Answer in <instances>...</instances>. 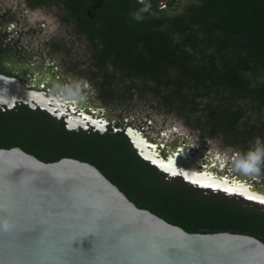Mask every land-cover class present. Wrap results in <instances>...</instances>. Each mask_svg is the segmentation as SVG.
<instances>
[{"label":"trees","instance_id":"obj_1","mask_svg":"<svg viewBox=\"0 0 264 264\" xmlns=\"http://www.w3.org/2000/svg\"><path fill=\"white\" fill-rule=\"evenodd\" d=\"M26 3L32 9L61 7L60 18L89 42L95 68L90 75L104 103L150 92L189 125L220 135L247 156L259 154V171L264 170V0H191L173 15L145 8L160 11L158 0ZM197 112L191 121L189 113ZM15 146L44 161L90 162L140 208L189 232L230 230L264 241L263 212L229 197L211 202L163 182L160 170L132 149L125 133L0 121V148Z\"/></svg>","mask_w":264,"mask_h":264},{"label":"water","instance_id":"obj_2","mask_svg":"<svg viewBox=\"0 0 264 264\" xmlns=\"http://www.w3.org/2000/svg\"><path fill=\"white\" fill-rule=\"evenodd\" d=\"M0 89L12 104L24 99L52 113V105L67 104L69 130H105L121 121L99 106H81L71 94L29 90L19 79L0 76ZM127 121L133 149L160 171L264 213V182L219 173L185 146L167 147L164 155L163 143ZM3 222L8 228H0V264H264V241L255 235L189 232L140 208L96 165L74 157L44 161L19 146L0 148Z\"/></svg>","mask_w":264,"mask_h":264},{"label":"rangeland","instance_id":"obj_3","mask_svg":"<svg viewBox=\"0 0 264 264\" xmlns=\"http://www.w3.org/2000/svg\"><path fill=\"white\" fill-rule=\"evenodd\" d=\"M190 1L158 0L160 11L148 6L145 8L153 14L173 15L181 12ZM63 13L59 6L32 9L26 0H0V36H3V43L6 47L19 50V56H29L34 62L32 65L39 66L34 69L42 75L51 76L52 70H56L53 78L60 77L58 79L66 85L68 93L79 91L76 96L79 104L99 106L107 115L123 123L128 119L127 122L143 130L153 141L163 143L165 148L185 146L195 155L206 157L219 173L264 182V170L245 172L240 168L247 159L243 149L227 144L218 134L208 135L201 128L189 125L186 117L167 111L161 100L150 92H134V96L125 101L115 99L109 104L104 103L99 98V87L90 75L95 71L90 44L76 31L72 22L60 18L59 14ZM58 46L63 49L59 50ZM121 87L122 83L118 85L120 92L123 91ZM197 115L199 112L194 115L189 113L191 121Z\"/></svg>","mask_w":264,"mask_h":264},{"label":"flooded vegetation","instance_id":"obj_4","mask_svg":"<svg viewBox=\"0 0 264 264\" xmlns=\"http://www.w3.org/2000/svg\"><path fill=\"white\" fill-rule=\"evenodd\" d=\"M19 54V50H13L12 48L6 47V45L3 43V36H0V76L19 79L27 86L29 90L43 92L49 96H62L71 94L72 99L76 98L77 94L79 93L78 90L73 93H68L66 85L62 83L60 79H58L60 77L57 75L58 78H53V76H56V70H52L53 74H51V76H44L41 74V72L39 73L37 72L38 70L34 69L39 67L37 62L35 63L37 65H32L34 62L30 60L29 56H19ZM88 84L89 83L86 81V85ZM34 104H36V107H32L29 103H26L24 99L18 100L12 104L7 92L5 93L0 89V121L4 123H11L17 119H21L30 123L35 121L39 124L51 121L55 125H59L68 129L67 118L70 117L73 112L71 109H66L67 104L61 103L60 108H58L57 105H52L55 109L54 113L42 108L39 104H37V102H34ZM80 105L83 107H88L87 104ZM79 111L80 109L76 112L77 115L80 114ZM87 111H89V109H87ZM125 124L121 121H117L116 123L108 124L105 130H100L98 127L90 125L89 128L79 127L77 129H73L72 131H83L91 134H119L125 133ZM128 124L131 125L129 122ZM133 150L136 151L135 149ZM165 153L166 148L163 149V154L165 155ZM159 174L161 175V180L163 182L169 183L175 187L189 188L193 195L201 196L208 201H222L228 197L221 192H213L205 188L189 185V183L186 182L182 177H171L163 171H160Z\"/></svg>","mask_w":264,"mask_h":264},{"label":"clouds","instance_id":"obj_5","mask_svg":"<svg viewBox=\"0 0 264 264\" xmlns=\"http://www.w3.org/2000/svg\"><path fill=\"white\" fill-rule=\"evenodd\" d=\"M261 163V156L256 153H249L245 162L240 165V168L245 172H258V165ZM0 228L7 229V222L0 223Z\"/></svg>","mask_w":264,"mask_h":264}]
</instances>
